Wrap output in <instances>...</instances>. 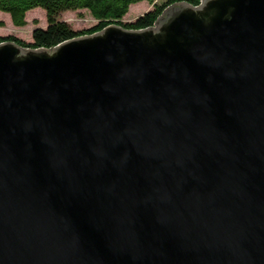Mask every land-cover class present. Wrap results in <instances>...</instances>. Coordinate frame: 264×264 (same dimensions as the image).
<instances>
[{"label": "water", "instance_id": "obj_1", "mask_svg": "<svg viewBox=\"0 0 264 264\" xmlns=\"http://www.w3.org/2000/svg\"><path fill=\"white\" fill-rule=\"evenodd\" d=\"M0 264H264V0L1 42Z\"/></svg>", "mask_w": 264, "mask_h": 264}, {"label": "trees", "instance_id": "obj_2", "mask_svg": "<svg viewBox=\"0 0 264 264\" xmlns=\"http://www.w3.org/2000/svg\"><path fill=\"white\" fill-rule=\"evenodd\" d=\"M140 1L143 0H0V11L8 13L16 26L25 25L27 12L36 7H41L45 11L47 21L46 28L34 29L32 41H25L16 35H0V43L14 41L23 47L52 48L63 41L95 33L112 24L135 30L145 29L153 26L163 11L172 4L201 3V0H167L163 3H155L135 20L124 22L123 18L128 13L129 7ZM76 9L89 10L97 19V23L89 28L74 30L66 21L59 19L61 12Z\"/></svg>", "mask_w": 264, "mask_h": 264}, {"label": "rangeland", "instance_id": "obj_3", "mask_svg": "<svg viewBox=\"0 0 264 264\" xmlns=\"http://www.w3.org/2000/svg\"><path fill=\"white\" fill-rule=\"evenodd\" d=\"M167 0H143L133 3L129 7L128 13L124 16L123 21H133L140 14L152 8L155 3H163ZM60 20L66 21L74 30L89 28L97 23L87 9L66 10L60 13ZM46 14L41 7L31 9L26 14V24L16 26L12 22L10 15L0 11V35H16L25 41H32V33L36 27L46 28Z\"/></svg>", "mask_w": 264, "mask_h": 264}]
</instances>
